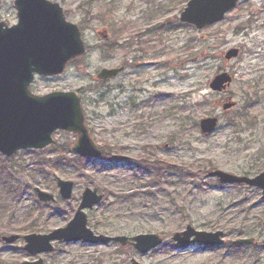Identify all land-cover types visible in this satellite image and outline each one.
Masks as SVG:
<instances>
[{
	"label": "rangeland",
	"instance_id": "1",
	"mask_svg": "<svg viewBox=\"0 0 264 264\" xmlns=\"http://www.w3.org/2000/svg\"><path fill=\"white\" fill-rule=\"evenodd\" d=\"M55 1L81 26L89 50L62 75L38 77L32 89L80 91L91 136L112 159L77 164L70 151L77 137L65 131L54 135L56 148L42 151L48 160L42 169L35 164L40 153L20 151L16 163L27 169L14 177L20 195L0 189V264L40 258L44 264H264L262 190L207 177L216 169L250 177L264 172V0H241L222 21L202 29L180 21L189 0ZM1 16L17 21L13 0H2ZM104 30L108 39L99 35ZM230 49L238 54L226 59ZM112 67L124 69L109 81L97 77ZM221 72L232 82L213 92L209 83ZM228 97L236 106L222 112ZM211 115L220 117V127L204 134L199 122ZM61 147L68 149L61 153L64 164L54 167ZM56 177L74 182L71 200L59 197ZM36 187L58 202H39ZM86 187L106 196L86 211L97 234L157 233L163 244L146 254L115 242L83 241H57L53 251L37 255L25 251L28 225L36 226L34 233L66 226ZM187 225L223 231L224 244L180 247L172 237ZM11 235L21 238L3 240ZM242 238L255 242L235 243Z\"/></svg>",
	"mask_w": 264,
	"mask_h": 264
},
{
	"label": "water",
	"instance_id": "2",
	"mask_svg": "<svg viewBox=\"0 0 264 264\" xmlns=\"http://www.w3.org/2000/svg\"><path fill=\"white\" fill-rule=\"evenodd\" d=\"M241 0H189L180 20L197 28L222 21L225 15ZM2 1L0 0V16ZM17 23L9 24L0 17V154L10 158L21 150H44L55 142L54 135L65 131L76 135L71 152L85 158L100 159L102 149L92 138L77 90H55L45 94L32 91L36 76L55 78L62 75L75 59L87 54L88 48L78 24L69 21L64 8L52 0H14ZM107 30L100 31L107 38ZM237 49H230L226 59L237 56ZM123 67L102 68L97 74L100 80L116 77ZM232 76L217 73L209 83L214 92H224L230 86ZM236 105L232 97L226 98L222 111ZM217 115L200 120L201 131L214 132L219 127ZM207 177H217L224 184H246L262 189L264 196V172L255 177L235 175L220 169L210 171ZM62 198L71 199L74 182L57 177ZM38 200L57 202L56 196L40 187L35 188ZM103 199L97 188L86 187L74 217L64 227L49 233H29L23 236L24 250L31 255L51 252L54 241L79 242L98 245L116 242L131 245L139 253L146 254L164 242L157 233L135 236L96 234L88 226L86 210L92 209ZM224 232L198 230L192 225L174 233L172 239L181 247L201 244L218 247L224 244ZM20 235L4 237L7 243L20 239ZM254 238L236 240V244H252ZM22 264H44L43 259ZM129 264H141L132 259Z\"/></svg>",
	"mask_w": 264,
	"mask_h": 264
},
{
	"label": "trees",
	"instance_id": "3",
	"mask_svg": "<svg viewBox=\"0 0 264 264\" xmlns=\"http://www.w3.org/2000/svg\"><path fill=\"white\" fill-rule=\"evenodd\" d=\"M52 147L56 148L55 144H53ZM58 150L60 151V156L58 158L54 159V161H53V166L54 167H57V165L61 166V165L64 164V159L65 158L61 157V153H64L66 151L68 152L67 148H62V147L59 148ZM18 153L13 155L9 159L3 158L0 155V189L3 192H6V193H8V192L13 190V192L17 195V197L20 195V191L22 189L19 190L20 189V185L18 184V181L14 177H15L16 174H18V172L27 170L26 168H24L22 166V164L16 163V158H18V156H19ZM34 153H40L38 155L40 160H39V162H37L35 164L36 165H40L39 167L41 168L42 164L44 162L48 161V160L41 159L42 151H40V152L34 151ZM111 154L112 153H110V152L104 151L103 158L105 160H110V159H112V158H110ZM71 160H73L77 164H83L85 161H88L87 159L79 157V156L71 157ZM140 166L145 167L146 166L145 162H142V165H140ZM35 167H37V166H35ZM35 169L36 168H33V170H35ZM156 171H157L156 175L159 177L162 174V172H163V166L160 165V166L156 167ZM105 197L106 196H104V199H105ZM27 228L30 229L29 230L30 232H34L35 229H36V226H34L32 224H29Z\"/></svg>",
	"mask_w": 264,
	"mask_h": 264
},
{
	"label": "flooded vegetation",
	"instance_id": "4",
	"mask_svg": "<svg viewBox=\"0 0 264 264\" xmlns=\"http://www.w3.org/2000/svg\"><path fill=\"white\" fill-rule=\"evenodd\" d=\"M109 81V80H108Z\"/></svg>",
	"mask_w": 264,
	"mask_h": 264
}]
</instances>
